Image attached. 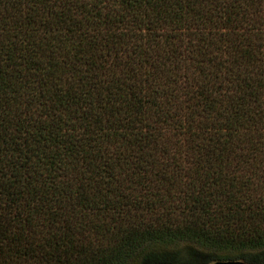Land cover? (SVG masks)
<instances>
[{
  "label": "trees",
  "instance_id": "16d2710c",
  "mask_svg": "<svg viewBox=\"0 0 264 264\" xmlns=\"http://www.w3.org/2000/svg\"><path fill=\"white\" fill-rule=\"evenodd\" d=\"M264 264V0H0V264Z\"/></svg>",
  "mask_w": 264,
  "mask_h": 264
},
{
  "label": "water",
  "instance_id": "95a60500",
  "mask_svg": "<svg viewBox=\"0 0 264 264\" xmlns=\"http://www.w3.org/2000/svg\"><path fill=\"white\" fill-rule=\"evenodd\" d=\"M211 264H250L240 259H222V260H215Z\"/></svg>",
  "mask_w": 264,
  "mask_h": 264
}]
</instances>
